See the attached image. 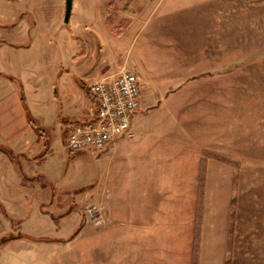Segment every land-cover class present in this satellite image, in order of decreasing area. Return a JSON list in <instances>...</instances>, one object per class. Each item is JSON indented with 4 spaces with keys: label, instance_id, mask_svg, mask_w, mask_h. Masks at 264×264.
Masks as SVG:
<instances>
[{
    "label": "rangeland",
    "instance_id": "374dc122",
    "mask_svg": "<svg viewBox=\"0 0 264 264\" xmlns=\"http://www.w3.org/2000/svg\"><path fill=\"white\" fill-rule=\"evenodd\" d=\"M64 14L65 0H0V77L23 79L29 134L55 143L64 124L66 143L52 91L94 110L82 83L129 69L146 102L136 126L183 162L150 164L128 197L97 180L107 149L69 152L53 193L7 183L0 264H264V0H73Z\"/></svg>",
    "mask_w": 264,
    "mask_h": 264
},
{
    "label": "crops",
    "instance_id": "0c3cea01",
    "mask_svg": "<svg viewBox=\"0 0 264 264\" xmlns=\"http://www.w3.org/2000/svg\"><path fill=\"white\" fill-rule=\"evenodd\" d=\"M142 5L143 4H139L137 8L138 11L145 9L142 7ZM137 17V15H132L131 18L136 19ZM152 34L153 32L150 34V36ZM150 36H146L144 38L145 40L143 39L145 43ZM99 37L101 44L104 46L106 38L103 39L101 35ZM143 40H141L139 45L140 51L145 55L146 58L149 56L148 53L150 46L148 47L143 42ZM1 72H5L7 77H0V194L4 193L1 192V189H3L2 187L7 185V183H11L13 186L11 187L10 191L12 195H15L16 187L20 190L19 187L24 185L22 181L23 175L26 178L34 179L37 182L39 181V185L42 188H45L47 185H49L51 187L52 193L54 192L53 189H64V165L69 160V151L66 149V143H64L62 140V132L64 130L63 123H66L67 121L70 122L72 118L76 120L91 117L96 109V105L94 110H92V105L86 100L84 94L80 100L72 101L69 95L66 94L65 90L60 91L58 89L57 93L56 91L55 93L52 91V96L50 97L53 103V115H58L59 117L60 115L63 116L61 120L63 125L58 128V131L55 130L57 137L54 136V138H57V142L52 143V141L56 140L51 138L50 141L48 140V143H41L38 141L37 136L34 135L33 137L31 134H29L31 131V125L26 121H24L23 124V97L20 93V86L21 88L24 86L23 79L20 77L17 80L16 77L7 71ZM136 74L140 76L137 72ZM99 78L100 77H98V79ZM94 79L97 78L94 77L90 79L87 84L82 83V85L88 88L89 84L93 82ZM74 82L75 81H73V83ZM76 84L80 83L77 81ZM140 86L141 107L133 114L131 119V126L135 132L134 137H120L109 143L106 148L107 150L104 152H99V157L96 158L95 161V166L97 167L98 173L97 180L99 181L100 186L102 182L107 181L109 184L111 183L116 185V189L119 188L121 195L124 194L126 197L130 195L131 191L133 192L134 188L139 189L141 186H144V179H150V176L148 175L150 164L157 163L166 165L167 163L171 164L175 162H183L182 159L175 160L174 157L176 152H172V149L168 150L166 146L151 147L149 145L148 138H146L147 135L145 134L148 128L147 125H139L138 127L136 126V118L139 117L138 115L143 110L144 105H146V102L144 101L145 96L142 93L143 85L141 81ZM59 96L62 97L60 100L62 109L59 111L60 114H57L58 110H54V108L57 107L56 105L58 103L55 104V102L58 100ZM91 99L94 102V99ZM47 150H51V152H48ZM55 154H57V157H55ZM194 157L195 158H193L190 162L194 164H196V162L199 163V155L197 154ZM40 159H43L41 164H44V167L41 166V168H39V165L41 164H38ZM134 163L139 164L136 169L133 167ZM157 172H160V170L157 169ZM161 173L162 178L164 179V171H161ZM41 178H44L47 184L44 181H41ZM162 178L157 177V180H161ZM59 180H61L62 183H58ZM97 185L98 184L96 183L95 186ZM126 211L127 209H125V212ZM196 236L197 229H195V231L193 230L192 233V254L195 252Z\"/></svg>",
    "mask_w": 264,
    "mask_h": 264
},
{
    "label": "built area",
    "instance_id": "2783aa9c",
    "mask_svg": "<svg viewBox=\"0 0 264 264\" xmlns=\"http://www.w3.org/2000/svg\"><path fill=\"white\" fill-rule=\"evenodd\" d=\"M96 109L91 117L70 121L69 152L103 151L120 137L133 135L131 119L141 107L139 76L129 69L108 73L88 86Z\"/></svg>",
    "mask_w": 264,
    "mask_h": 264
},
{
    "label": "water",
    "instance_id": "95a60500",
    "mask_svg": "<svg viewBox=\"0 0 264 264\" xmlns=\"http://www.w3.org/2000/svg\"><path fill=\"white\" fill-rule=\"evenodd\" d=\"M73 0H65L64 22L68 23L72 11Z\"/></svg>",
    "mask_w": 264,
    "mask_h": 264
},
{
    "label": "trees",
    "instance_id": "16d2710c",
    "mask_svg": "<svg viewBox=\"0 0 264 264\" xmlns=\"http://www.w3.org/2000/svg\"><path fill=\"white\" fill-rule=\"evenodd\" d=\"M88 92H89V89H88ZM90 97L92 98V96L90 95Z\"/></svg>",
    "mask_w": 264,
    "mask_h": 264
}]
</instances>
